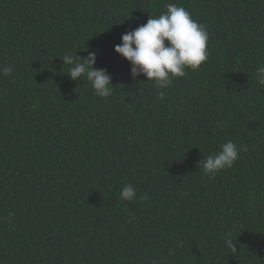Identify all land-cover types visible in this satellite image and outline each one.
Instances as JSON below:
<instances>
[{"label": "trees", "instance_id": "obj_1", "mask_svg": "<svg viewBox=\"0 0 264 264\" xmlns=\"http://www.w3.org/2000/svg\"><path fill=\"white\" fill-rule=\"evenodd\" d=\"M168 3L206 25L209 56L160 100L113 46ZM84 47L111 96L69 78L61 56ZM258 62L264 0H0V264H264ZM229 140L248 150L205 175Z\"/></svg>", "mask_w": 264, "mask_h": 264}, {"label": "clouds", "instance_id": "obj_2", "mask_svg": "<svg viewBox=\"0 0 264 264\" xmlns=\"http://www.w3.org/2000/svg\"><path fill=\"white\" fill-rule=\"evenodd\" d=\"M165 7L166 11L157 17H149L146 23L121 34V42L113 46V51L129 62L131 77L136 79L142 74L146 80L152 81L160 100L174 78L184 77L185 69L198 70L209 56L206 25L195 21L183 6L168 3ZM83 50L87 52L84 57L77 55V51L61 56L63 65L70 66L67 72L69 78L79 80L83 76L97 96H111L114 91L111 75L106 69L94 67L97 51L85 47ZM12 71L10 65L0 66L2 76H10ZM254 78L258 85L264 86V62H258ZM221 126L222 122H217V127ZM247 150V146L241 145L238 149L236 143L229 140L220 145L218 152L203 157L198 167L205 175L215 178L220 171L233 166L241 151ZM119 199H137L136 188L132 184H125ZM138 199L147 201L148 196L140 195ZM225 244L235 247L230 233L225 236Z\"/></svg>", "mask_w": 264, "mask_h": 264}]
</instances>
